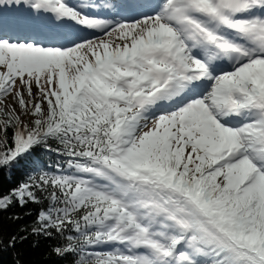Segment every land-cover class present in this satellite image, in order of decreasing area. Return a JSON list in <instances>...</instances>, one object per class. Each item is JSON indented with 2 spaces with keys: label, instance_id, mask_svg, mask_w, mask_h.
Wrapping results in <instances>:
<instances>
[{
  "label": "snow or ice",
  "instance_id": "6c2138e0",
  "mask_svg": "<svg viewBox=\"0 0 264 264\" xmlns=\"http://www.w3.org/2000/svg\"><path fill=\"white\" fill-rule=\"evenodd\" d=\"M0 251L264 264V0H0ZM108 249L97 251V249Z\"/></svg>",
  "mask_w": 264,
  "mask_h": 264
},
{
  "label": "trees",
  "instance_id": "16d2710c",
  "mask_svg": "<svg viewBox=\"0 0 264 264\" xmlns=\"http://www.w3.org/2000/svg\"><path fill=\"white\" fill-rule=\"evenodd\" d=\"M23 165L13 169L10 175H0V186L3 190L14 187L25 176ZM28 209L32 210V215L25 216L22 220L13 222L8 219L12 213H23L27 209L18 206L10 208L8 211L0 212V227L5 243L10 236L16 234L20 225L30 224L36 218L38 205L29 204ZM59 243L58 240L46 239L44 237L29 236L23 243H17L14 248H6L0 251V264H67L52 254L51 248Z\"/></svg>",
  "mask_w": 264,
  "mask_h": 264
}]
</instances>
